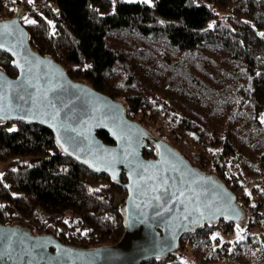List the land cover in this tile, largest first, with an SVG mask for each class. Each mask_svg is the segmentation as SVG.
<instances>
[{
    "label": "trees",
    "instance_id": "trees-1",
    "mask_svg": "<svg viewBox=\"0 0 264 264\" xmlns=\"http://www.w3.org/2000/svg\"><path fill=\"white\" fill-rule=\"evenodd\" d=\"M39 14H23L29 47L81 82L120 103L125 115L179 152L200 172L230 190L245 213L240 223L220 220L192 228L179 249L142 264H185L184 251L202 264H260L264 258V0H32ZM28 20L34 23H27ZM223 50L224 60L207 52ZM155 63L173 90L210 108L184 111L178 100L145 85L138 61ZM0 70L16 76L0 52ZM221 122V124H212ZM14 129V130H13ZM97 137L110 143L101 131ZM261 151L248 157L243 146ZM147 141L144 158H155ZM0 223L42 224L59 242L89 237L87 248L115 245L124 233L125 191L104 174L78 165L53 134L28 123H0ZM237 172L255 181L242 191ZM253 176V177H251ZM119 199V201H117ZM51 225V226H50ZM50 226V227H49ZM238 229L236 242L217 235ZM258 234L250 233L251 229ZM39 230V231H40ZM217 234V235H216Z\"/></svg>",
    "mask_w": 264,
    "mask_h": 264
},
{
    "label": "water",
    "instance_id": "water-1",
    "mask_svg": "<svg viewBox=\"0 0 264 264\" xmlns=\"http://www.w3.org/2000/svg\"><path fill=\"white\" fill-rule=\"evenodd\" d=\"M19 17L0 22V52L16 70L11 78L0 70V123L49 130L78 165L121 185L125 230L115 245L83 249L0 223V264H142L176 252L192 228L243 221L233 193L213 175L152 139L120 103L73 82L55 61L31 50ZM101 131L110 143L97 137ZM147 141L153 159L143 156Z\"/></svg>",
    "mask_w": 264,
    "mask_h": 264
},
{
    "label": "rangeland",
    "instance_id": "rangeland-1",
    "mask_svg": "<svg viewBox=\"0 0 264 264\" xmlns=\"http://www.w3.org/2000/svg\"><path fill=\"white\" fill-rule=\"evenodd\" d=\"M125 2H143L147 5L152 4L153 0H124ZM210 56H212L215 60H222L223 61V65L227 66V61L224 60L225 57H227V53L223 50H217V52L208 50L207 52ZM140 67L139 69V75H141V79L144 81L145 85L149 86L152 90H154L157 94L159 95H170L171 97H173L175 100H178V102L180 103V105L183 107L184 111L190 110L191 112H193L192 116L194 115H205V112L208 114L211 111L209 107H206L205 104H202V102L200 101V99L197 97H195L194 95L190 94L189 92H184V91H180V90H173L175 88L174 85L171 84H167L165 77L162 76L161 74H158L155 72L154 67H155V63H152V61H146L144 59V61L140 60L137 62ZM195 117V116H194ZM221 124V122H218V120L215 123L212 124ZM243 151L244 153L248 156V157H253V155H255L256 153L261 151V147L260 146H255L254 149H251V147H247V146H243ZM14 164L13 161L9 160L6 161L4 163L0 162V175L3 176L5 171L8 170L10 167H12ZM206 173V172H205ZM207 175H212L210 173H206ZM238 176V179H240L239 181V189L242 191H245L244 189L246 187H248L249 184L253 183L255 181L254 178H246L243 177V175L240 172L236 173ZM253 177V176H251ZM117 201H119V199H117ZM245 218V217H244ZM42 224L37 225L36 230H34L32 228L33 224L29 226H24V225H16L13 227L16 228H20L23 231L27 232V233H31L35 236H40V235H50L48 234V232H46L44 229L40 230ZM51 226V225H50ZM49 226V227H50ZM40 230V231H39ZM243 231V229H238L236 228V230L228 235H223V234H219L217 235L219 237V241L220 242H236L237 240H239L242 236L241 232ZM250 233L253 234H258V230L256 229H251L249 231ZM51 236V235H50ZM89 242V237H84L81 238L79 236H77L74 239H67L65 238L64 240H62V243L70 246V247H78V248H87ZM184 262L185 264H202L200 263V261H198L196 258H193L191 250L190 249H186L184 251ZM213 264H232L229 261H220V262H216ZM260 264H264V258L261 260Z\"/></svg>",
    "mask_w": 264,
    "mask_h": 264
},
{
    "label": "built area",
    "instance_id": "built-area-1",
    "mask_svg": "<svg viewBox=\"0 0 264 264\" xmlns=\"http://www.w3.org/2000/svg\"><path fill=\"white\" fill-rule=\"evenodd\" d=\"M19 10H23L25 15L39 14L42 11V7L32 3V0L31 3L29 0H0V22L17 17Z\"/></svg>",
    "mask_w": 264,
    "mask_h": 264
},
{
    "label": "snow or ice",
    "instance_id": "snow-or-ice-1",
    "mask_svg": "<svg viewBox=\"0 0 264 264\" xmlns=\"http://www.w3.org/2000/svg\"><path fill=\"white\" fill-rule=\"evenodd\" d=\"M29 2L31 3V0H29ZM27 23H34V21L28 20ZM7 29V25H5V30ZM264 35V34H262ZM0 47H2V45H0ZM14 130V129H13Z\"/></svg>",
    "mask_w": 264,
    "mask_h": 264
}]
</instances>
